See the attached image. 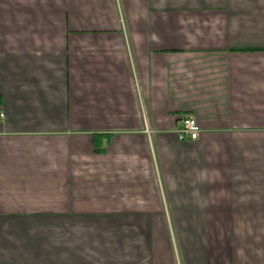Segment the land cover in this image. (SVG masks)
I'll return each mask as SVG.
<instances>
[{
	"label": "crops",
	"instance_id": "crops-1",
	"mask_svg": "<svg viewBox=\"0 0 264 264\" xmlns=\"http://www.w3.org/2000/svg\"><path fill=\"white\" fill-rule=\"evenodd\" d=\"M0 264H264V0H0Z\"/></svg>",
	"mask_w": 264,
	"mask_h": 264
},
{
	"label": "built area",
	"instance_id": "built-area-1",
	"mask_svg": "<svg viewBox=\"0 0 264 264\" xmlns=\"http://www.w3.org/2000/svg\"><path fill=\"white\" fill-rule=\"evenodd\" d=\"M177 135L182 141H197L201 135L197 120L192 116L181 118Z\"/></svg>",
	"mask_w": 264,
	"mask_h": 264
},
{
	"label": "trees",
	"instance_id": "trees-1",
	"mask_svg": "<svg viewBox=\"0 0 264 264\" xmlns=\"http://www.w3.org/2000/svg\"><path fill=\"white\" fill-rule=\"evenodd\" d=\"M99 151H102V149H99Z\"/></svg>",
	"mask_w": 264,
	"mask_h": 264
}]
</instances>
